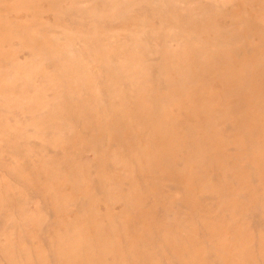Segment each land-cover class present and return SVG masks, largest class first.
Segmentation results:
<instances>
[{"label":"rangeland","instance_id":"1","mask_svg":"<svg viewBox=\"0 0 264 264\" xmlns=\"http://www.w3.org/2000/svg\"><path fill=\"white\" fill-rule=\"evenodd\" d=\"M0 264H264V0H0Z\"/></svg>","mask_w":264,"mask_h":264},{"label":"bare ground","instance_id":"2","mask_svg":"<svg viewBox=\"0 0 264 264\" xmlns=\"http://www.w3.org/2000/svg\"><path fill=\"white\" fill-rule=\"evenodd\" d=\"M28 8H29V7H28ZM143 26H144V25H143ZM180 31H181V30H180ZM180 33H181V32H180ZM93 60H94V59H93ZM147 105H148V104H147ZM152 106H153V105H152ZM59 120H60V119H59ZM256 124H257V123H256ZM89 144H90V143H89ZM89 144H88V145H89ZM202 153H203V152H202ZM156 158H157V157H156ZM130 167H131V166H130ZM194 174H195V173H194ZM199 177H200V176H199ZM80 196H81V195H80ZM159 227H160V226H159ZM244 261H245V260H244Z\"/></svg>","mask_w":264,"mask_h":264}]
</instances>
